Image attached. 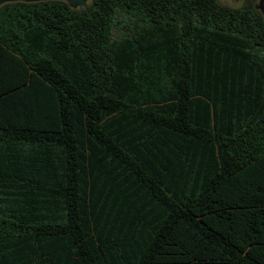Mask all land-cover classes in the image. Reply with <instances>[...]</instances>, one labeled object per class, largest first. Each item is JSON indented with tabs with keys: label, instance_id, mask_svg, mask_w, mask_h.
Segmentation results:
<instances>
[{
	"label": "trees",
	"instance_id": "obj_1",
	"mask_svg": "<svg viewBox=\"0 0 264 264\" xmlns=\"http://www.w3.org/2000/svg\"><path fill=\"white\" fill-rule=\"evenodd\" d=\"M0 264H264L251 0L0 5Z\"/></svg>",
	"mask_w": 264,
	"mask_h": 264
},
{
	"label": "rangeland",
	"instance_id": "obj_2",
	"mask_svg": "<svg viewBox=\"0 0 264 264\" xmlns=\"http://www.w3.org/2000/svg\"><path fill=\"white\" fill-rule=\"evenodd\" d=\"M220 4L232 7V8H238L241 7L246 0H217ZM253 2L254 7L261 13V15L264 17V0H251ZM72 3H75L74 5L77 4L76 1H73ZM90 3V0H85L83 6L78 7L75 6L73 9H84L85 6H87ZM85 5V6H84Z\"/></svg>",
	"mask_w": 264,
	"mask_h": 264
},
{
	"label": "water",
	"instance_id": "obj_3",
	"mask_svg": "<svg viewBox=\"0 0 264 264\" xmlns=\"http://www.w3.org/2000/svg\"><path fill=\"white\" fill-rule=\"evenodd\" d=\"M42 1H49V0H0V5L8 2H42ZM66 2L72 9L73 7L77 6L81 7L83 6L85 0H60ZM73 1H76L77 4L74 5L75 3H72ZM85 6V5H84ZM86 8V6H85Z\"/></svg>",
	"mask_w": 264,
	"mask_h": 264
}]
</instances>
